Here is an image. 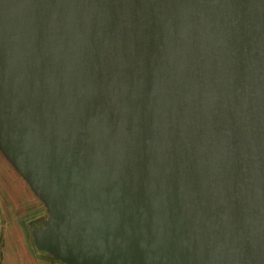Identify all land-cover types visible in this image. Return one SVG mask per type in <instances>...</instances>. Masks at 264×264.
<instances>
[{
  "label": "water",
  "instance_id": "95a60500",
  "mask_svg": "<svg viewBox=\"0 0 264 264\" xmlns=\"http://www.w3.org/2000/svg\"><path fill=\"white\" fill-rule=\"evenodd\" d=\"M0 152L63 264H264V0H0Z\"/></svg>",
  "mask_w": 264,
  "mask_h": 264
},
{
  "label": "crops",
  "instance_id": "0c3cea01",
  "mask_svg": "<svg viewBox=\"0 0 264 264\" xmlns=\"http://www.w3.org/2000/svg\"><path fill=\"white\" fill-rule=\"evenodd\" d=\"M32 196L0 157V264H63L36 250L27 227Z\"/></svg>",
  "mask_w": 264,
  "mask_h": 264
},
{
  "label": "rangeland",
  "instance_id": "374dc122",
  "mask_svg": "<svg viewBox=\"0 0 264 264\" xmlns=\"http://www.w3.org/2000/svg\"><path fill=\"white\" fill-rule=\"evenodd\" d=\"M1 159L5 162L7 166L14 170V168L7 162V160L3 157V155L0 152ZM17 177L20 179V181L24 185V189H27L31 193L32 196V209L29 218L26 220L27 227L29 226V230L38 227L39 225L42 226L47 218L46 210L43 206V204L39 201V199L31 192L30 188L27 186V184L23 181V179L18 175V173L15 171Z\"/></svg>",
  "mask_w": 264,
  "mask_h": 264
},
{
  "label": "flooded vegetation",
  "instance_id": "af4514ba",
  "mask_svg": "<svg viewBox=\"0 0 264 264\" xmlns=\"http://www.w3.org/2000/svg\"><path fill=\"white\" fill-rule=\"evenodd\" d=\"M40 226V225H39Z\"/></svg>",
  "mask_w": 264,
  "mask_h": 264
}]
</instances>
